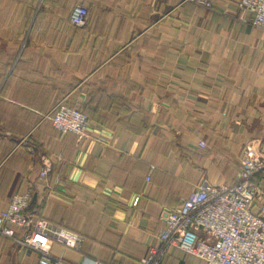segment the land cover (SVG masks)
Returning a JSON list of instances; mask_svg holds the SVG:
<instances>
[{
    "label": "crops",
    "instance_id": "crops-1",
    "mask_svg": "<svg viewBox=\"0 0 264 264\" xmlns=\"http://www.w3.org/2000/svg\"><path fill=\"white\" fill-rule=\"evenodd\" d=\"M209 1L0 0V210L31 192L29 213L82 238L53 256L140 264L164 208L203 179L236 183L243 150H264V32L240 0ZM60 103L92 114L87 140L54 130ZM40 256L0 235V264ZM165 264L201 262L173 249Z\"/></svg>",
    "mask_w": 264,
    "mask_h": 264
},
{
    "label": "built area",
    "instance_id": "built-area-1",
    "mask_svg": "<svg viewBox=\"0 0 264 264\" xmlns=\"http://www.w3.org/2000/svg\"><path fill=\"white\" fill-rule=\"evenodd\" d=\"M210 8L209 0H179ZM243 24L264 32V0H240ZM89 18L84 5L76 7L71 22L82 26ZM53 114V128L62 134L74 133L80 140L89 138L88 117L77 109L60 103ZM201 147L206 144L201 142ZM63 167L62 155L57 157ZM40 172L47 178L49 161ZM150 180V179H148ZM264 150L248 145L242 152L238 181L217 186L203 179L193 194L177 208H164V229L160 246L152 247L140 264H163L173 249L200 260L201 264H264ZM31 195H16L9 208L0 211V235L19 242L41 254L38 264H69L51 254L53 243L79 249L82 238L46 218L27 213ZM24 233L21 237L17 230ZM80 264H108L85 257Z\"/></svg>",
    "mask_w": 264,
    "mask_h": 264
},
{
    "label": "rangeland",
    "instance_id": "rangeland-1",
    "mask_svg": "<svg viewBox=\"0 0 264 264\" xmlns=\"http://www.w3.org/2000/svg\"><path fill=\"white\" fill-rule=\"evenodd\" d=\"M176 1V3L178 4V6H183V5H186V4H183V5H181V2L179 1V0H175ZM89 11V10H88ZM74 12V11H73ZM72 12V13H73ZM71 13V14H72ZM243 16V13H242V15H241V17ZM69 107V106H68ZM71 108V107H70ZM74 109V108H73ZM52 115V114H51ZM51 124H52V127H53V121H52V118H51ZM55 130V129H54ZM55 131H57V130H55ZM57 132H59V131H57ZM60 133V132H59ZM60 134H62V133H60ZM68 134H73V135H75L76 136V138H77V140L80 142V141H84V140H80L79 139V137L76 135V134H74V133H68ZM65 135V134H64ZM58 157V156H57ZM64 159V158H63ZM55 164L60 168V169H62L63 167H61V165L58 163V161H57V159L55 160ZM64 164V163H63ZM40 179H44V178H41L40 177ZM26 193H30V195H31V192H26ZM17 195H22V194H17ZM14 196H16V195H14ZM14 196L11 198V200H10V202H9V206H10V204H11V201H12V199L14 198ZM9 206L7 207V209L9 208ZM30 207V206H29ZM7 209H5V210H7ZM29 209V208H28ZM28 209H27V213H29L28 212ZM5 210H0V211H5ZM31 214V213H30ZM167 258V257H166Z\"/></svg>",
    "mask_w": 264,
    "mask_h": 264
},
{
    "label": "trees",
    "instance_id": "trees-1",
    "mask_svg": "<svg viewBox=\"0 0 264 264\" xmlns=\"http://www.w3.org/2000/svg\"><path fill=\"white\" fill-rule=\"evenodd\" d=\"M89 17H90V16H89ZM65 105H67V106H69V107H71V108L77 109L78 111L82 112L83 114H85V115L88 117L89 122L91 121V116H92V114H91L88 110H84V109H82V108H80V107H78V106H76V105H71V104H65ZM52 117H53V114L50 115V118H52ZM62 156H63V155H62ZM41 218H43V217H41ZM18 230H21V229H18ZM18 230H17V231H18ZM23 233H24V231H23ZM166 260H167V258L165 259V261H164L163 264H165Z\"/></svg>",
    "mask_w": 264,
    "mask_h": 264
}]
</instances>
